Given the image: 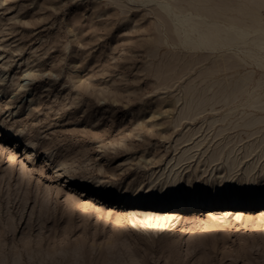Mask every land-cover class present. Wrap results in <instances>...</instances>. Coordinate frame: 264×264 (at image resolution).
<instances>
[{
    "label": "rangeland",
    "instance_id": "374dc122",
    "mask_svg": "<svg viewBox=\"0 0 264 264\" xmlns=\"http://www.w3.org/2000/svg\"><path fill=\"white\" fill-rule=\"evenodd\" d=\"M258 17L264 25V8ZM172 28L138 0H0V264H264L262 205L236 215L189 205L157 222L66 181L133 196L180 168L182 197L196 186L212 194L230 172L225 153L205 164L211 147L264 137V124L242 126L264 115L243 105L259 82L264 99V71L239 57L225 65V49L190 50ZM257 170L243 185L264 188Z\"/></svg>",
    "mask_w": 264,
    "mask_h": 264
},
{
    "label": "bare ground",
    "instance_id": "6f19581e",
    "mask_svg": "<svg viewBox=\"0 0 264 264\" xmlns=\"http://www.w3.org/2000/svg\"><path fill=\"white\" fill-rule=\"evenodd\" d=\"M138 1H141L144 4L155 3L165 14L172 17V31L178 38V43L180 45H183L190 50H196V52L207 51L209 53H214L225 49L228 54L227 58L225 57L226 60H224L225 65L233 64L230 63L231 59L239 57L240 64H253L264 71V25L258 17V12L264 8V0ZM232 3L236 5H232ZM246 17L250 18V23L247 22L249 20L245 21L243 19ZM258 81H261V79ZM262 83H256L257 87L255 88V91L250 94L247 102L243 104L251 111L264 113V99L261 97L262 95L256 93L258 89L262 88ZM247 116L248 120L242 123V126L254 128L259 124H264V115L258 116L256 113L250 112ZM220 120V118L210 120L209 128H212ZM223 131H225V129L221 128L217 135L222 134ZM8 132L11 136L12 131ZM258 132H261V130H258L255 133ZM14 135L16 136L17 134ZM14 135L12 136L14 137ZM227 139L224 143H219L214 148L211 147V152H209V156L205 160V164L208 163V166H211L221 160L222 155L225 153L226 155L223 160V169L224 171L229 170L230 172L229 175H225L223 178L225 181V187L221 188L218 192L214 191L212 194H210L207 190L196 186L191 189L190 194L187 195L186 198L182 197V193L178 188V183L181 178V173H179L180 168H178L172 176H170V173L168 178L162 184L160 183V189H152L145 194H136L133 196L122 194L113 195L111 192H107L103 188H98L97 182L79 181L70 175L65 177L67 178L66 181L68 183H71L74 187L79 188L82 192L91 193L99 199L100 197H104V203L114 201V203L121 207L150 211L149 213H146L145 219L151 220L152 213H154L156 214V219H154L157 222L170 220L173 215L170 214L166 216L164 213L167 214L168 212H171V209H186L189 205L192 206L191 209L197 207L216 210L218 207L228 204L231 208L225 209V212L226 214L232 215H236L238 212L236 211L237 209L240 211L241 209L254 210L255 208L261 207L260 205H262L260 210H263L264 188H255L250 183L247 185L243 184L246 181L250 182L254 179L255 174L260 172L257 170L254 173L258 167H261V172L264 173V146H262V144H264V137L259 140L257 144H254L253 142V144L246 145L244 147H229L232 140ZM16 144H18L17 141ZM34 144L35 141H28L26 147L32 150L35 146ZM202 144V141H197L193 147L185 150L178 158L177 163L174 162V166L172 165L173 168L171 171L173 172L174 168L180 166L184 161L192 162L195 155H192L193 153L186 155V153L192 149H194V151L200 150ZM209 148L203 151V155H205ZM175 150H178V145L175 147ZM252 156L254 157L251 158ZM170 163L171 160L168 164ZM244 163L245 165L241 168L243 169L241 186H231L230 183L235 177V175L231 172L235 170L237 171ZM58 171H61V169ZM204 172H206V170ZM164 174L165 172H162L159 177H162ZM196 175L199 177V174ZM154 182L155 180L152 181V183ZM165 188L167 194L164 195L163 190Z\"/></svg>",
    "mask_w": 264,
    "mask_h": 264
}]
</instances>
